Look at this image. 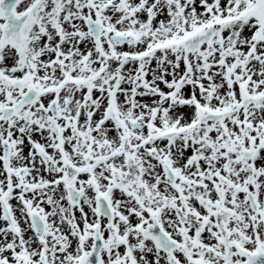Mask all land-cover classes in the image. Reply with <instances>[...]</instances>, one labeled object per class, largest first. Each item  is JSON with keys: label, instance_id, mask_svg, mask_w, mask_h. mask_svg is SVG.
<instances>
[{"label": "snow or ice", "instance_id": "6c2138e0", "mask_svg": "<svg viewBox=\"0 0 264 264\" xmlns=\"http://www.w3.org/2000/svg\"><path fill=\"white\" fill-rule=\"evenodd\" d=\"M0 264H264V0H0Z\"/></svg>", "mask_w": 264, "mask_h": 264}]
</instances>
